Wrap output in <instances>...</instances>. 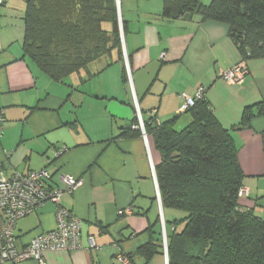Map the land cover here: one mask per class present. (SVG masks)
Masks as SVG:
<instances>
[{
	"label": "crops",
	"instance_id": "obj_1",
	"mask_svg": "<svg viewBox=\"0 0 264 264\" xmlns=\"http://www.w3.org/2000/svg\"><path fill=\"white\" fill-rule=\"evenodd\" d=\"M162 9L163 0L122 1L123 60L114 48L89 65L91 76L72 75L57 83L23 56L25 0L0 5V111L5 119L0 174L10 178L46 168L52 188L60 187L62 175L81 180L61 198L62 207L81 220L80 248L47 251L44 264H122L119 255L128 258L127 264H167L164 253L147 261L137 254L149 240L150 226L162 232V242L165 230L154 170L160 155L151 136L146 144L140 129L133 135L136 107L143 119H175L174 128L181 130L191 122L189 112H179L183 96L195 97L204 88L213 115L230 130L245 107L264 103V58L243 61L222 23L201 21L197 14L189 20L165 19ZM239 64L247 70L240 84L221 79L222 72ZM130 126L132 136L119 137ZM230 135L244 175L240 206L264 219V117ZM54 213L55 205L47 202L17 220L16 248L53 229ZM176 217L166 212L167 219ZM88 237L96 248L87 249Z\"/></svg>",
	"mask_w": 264,
	"mask_h": 264
},
{
	"label": "trees",
	"instance_id": "obj_2",
	"mask_svg": "<svg viewBox=\"0 0 264 264\" xmlns=\"http://www.w3.org/2000/svg\"><path fill=\"white\" fill-rule=\"evenodd\" d=\"M186 14L226 25L243 61L264 58V0H211L206 5L201 0H163V18ZM23 22V56L57 83L90 75L89 65L114 48L123 60L113 0H25ZM49 24L38 43V25ZM123 79L127 81L125 69ZM186 112L191 122L181 130L174 128L175 119L159 123L154 117L142 118L145 134L160 155L154 170L168 264H264V219L240 206L244 175L230 135L249 127L253 118L264 117V103L245 107L230 130L217 121L204 94ZM132 126L133 135H140L137 117ZM132 126L123 128L119 137L132 136ZM168 210L177 217L167 219ZM154 227L146 230L149 240L137 250L146 261L164 253L162 232L155 233Z\"/></svg>",
	"mask_w": 264,
	"mask_h": 264
},
{
	"label": "built area",
	"instance_id": "obj_3",
	"mask_svg": "<svg viewBox=\"0 0 264 264\" xmlns=\"http://www.w3.org/2000/svg\"><path fill=\"white\" fill-rule=\"evenodd\" d=\"M120 38L122 42L121 4L122 0H113ZM3 0H0V5ZM126 61V56L124 54ZM128 70V69H127ZM129 72V71H128ZM246 67L242 64L235 65L221 73V79L229 84H240L246 75ZM204 88H199L195 97L183 96V102L179 112H186L194 106L195 101L204 94ZM138 127L141 130L142 138L147 144L142 117L136 107ZM3 113L0 111V125L4 122ZM59 153L55 154L56 156ZM51 175L46 168L30 171L25 174L15 173L12 177L6 178L0 174V264L21 263L26 261L44 264L43 254L47 251L71 252L80 248L81 220L74 216L69 210L61 205V198L64 194H71L80 184L81 180L68 175L60 176V187H50L48 183ZM246 195L243 188L239 196ZM158 199L159 195L157 194ZM160 200V199H159ZM47 202L55 205L54 228L37 234L22 249H17L13 236V230L17 220L33 213ZM129 212V209L123 213ZM119 212V214H123ZM162 227H163V220ZM96 248L92 237L87 238V249ZM163 250L166 257V240L163 236ZM122 264L128 263V258L122 255L117 256Z\"/></svg>",
	"mask_w": 264,
	"mask_h": 264
},
{
	"label": "rangeland",
	"instance_id": "obj_4",
	"mask_svg": "<svg viewBox=\"0 0 264 264\" xmlns=\"http://www.w3.org/2000/svg\"><path fill=\"white\" fill-rule=\"evenodd\" d=\"M122 1H124V0H122ZM44 19H46V18H42L41 20H44ZM52 20H54V18H52V19L49 21L51 24H53ZM43 24H44V23H43ZM40 25H42V24L40 23ZM53 25H54V24H53ZM50 27H51L50 24H49L47 27H45V26H41V27H40V26L38 25V27H37L38 35H36V39H38V40H37L38 43H39L43 38H45L46 32L48 33ZM54 37L57 39V34H56V33H54ZM61 45H64V44H61ZM52 47H55V46H52ZM50 49H52V48H50ZM52 51H54V50H52Z\"/></svg>",
	"mask_w": 264,
	"mask_h": 264
},
{
	"label": "water",
	"instance_id": "obj_5",
	"mask_svg": "<svg viewBox=\"0 0 264 264\" xmlns=\"http://www.w3.org/2000/svg\"><path fill=\"white\" fill-rule=\"evenodd\" d=\"M191 18V15L190 14H186V15H184L183 17H182V19L183 20H189ZM166 260H167V253H166ZM167 264H168V262H167Z\"/></svg>",
	"mask_w": 264,
	"mask_h": 264
}]
</instances>
